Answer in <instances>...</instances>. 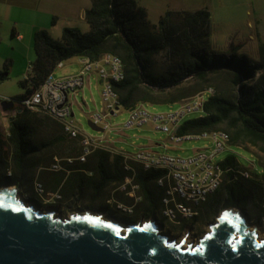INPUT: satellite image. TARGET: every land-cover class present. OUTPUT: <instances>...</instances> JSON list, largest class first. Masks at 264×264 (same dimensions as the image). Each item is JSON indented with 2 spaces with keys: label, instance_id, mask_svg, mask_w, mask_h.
Instances as JSON below:
<instances>
[{
  "label": "trees",
  "instance_id": "16d2710c",
  "mask_svg": "<svg viewBox=\"0 0 264 264\" xmlns=\"http://www.w3.org/2000/svg\"><path fill=\"white\" fill-rule=\"evenodd\" d=\"M90 1L91 8L84 14L89 32L67 27L63 29L61 40L53 39L46 30L35 33L33 75L20 82L25 93L15 97L16 100L32 93L61 62L72 58L96 61L105 54H114L120 58L125 69V80L115 84L125 110L142 103L170 106L213 89V95L205 103V116L185 120L178 134L223 132L229 135L231 146H238L256 158L259 157L252 152V148L264 155V44L259 48V61L240 55L242 47L233 43L229 54L215 51L211 44V14L207 9L184 12L181 22L176 24L169 22L173 15L170 11L161 18L159 31L152 32L147 13L136 0ZM163 51H167L174 64L168 68V77L155 79L148 75L149 68L153 59ZM210 75L220 76L219 82L209 80ZM189 79L193 83L187 90L183 86ZM23 114L11 122L9 129L13 159L19 157V162H24L32 151L31 129ZM47 119L62 130L58 122ZM108 158L109 154L101 153L98 173L102 176L107 175ZM221 164L224 167L235 166L237 159L229 156ZM164 175L165 171H139L136 179L146 190L149 182ZM113 178L120 179L118 174ZM251 204L255 209L264 211V183L254 178L240 177L236 180L233 173H228L220 189L201 211L212 215L223 206L245 212Z\"/></svg>",
  "mask_w": 264,
  "mask_h": 264
},
{
  "label": "rangeland",
  "instance_id": "374dc122",
  "mask_svg": "<svg viewBox=\"0 0 264 264\" xmlns=\"http://www.w3.org/2000/svg\"><path fill=\"white\" fill-rule=\"evenodd\" d=\"M85 1L90 4L89 0L0 1V96L15 98L25 93V90L20 87V82L26 78L28 67L33 65L35 61L33 38L35 33L40 31V28L47 29L46 31L55 40H61L63 29L67 27L78 28L83 33L89 32V25L84 19L80 18L78 11L79 8L84 6ZM136 2L146 11L152 32L159 31L158 25L161 18L167 16L170 11L173 12V15L169 18V22L176 24L181 22L184 11L207 9L211 14V44L215 51L229 54L232 43L235 45L243 44L244 49L240 55H247L252 61L260 60L259 48L264 44V0H136ZM52 11L55 14L50 13ZM13 29L24 34L23 41L12 37ZM78 62V58L68 60L65 62L63 69L56 70L55 77L64 78L76 74L79 70ZM171 64H174L173 60L168 58L167 51H163L153 59L148 75L153 76L155 79L168 77L167 71ZM259 75H261L260 72ZM2 77L6 79L1 80ZM219 77L210 75L209 80L217 83L219 82ZM221 82H224V80ZM184 83L183 87L189 90L193 80L189 79L188 82ZM101 90V83L93 75L90 83L86 81L85 89L78 93L76 101H74V118L81 130L87 135L96 138L105 137L116 149H121L129 154H137L141 149H149L159 154L189 157L197 150H203L208 155L213 151L214 145L210 141H193L175 146L169 141L168 136L164 132L155 129L151 131L144 130L151 127L152 124L125 130L120 134L117 132L105 134L93 131L88 126V121L91 113H95L102 108ZM20 108L19 105H15L12 110L17 111ZM148 109L154 114H163L176 109V106L170 108L164 105H148ZM22 117L25 118L31 129L30 146L32 151L45 150L54 152L58 153V155L62 154L60 155L61 158L78 154L80 150L78 142L68 139L54 122L46 117L25 111ZM199 117H203L201 113H193L186 120ZM128 118L129 111L122 108L120 114L110 118L109 122L113 127H121L127 122ZM4 121L8 123L7 118H4ZM59 137L62 138L60 139ZM205 148L208 149L205 150ZM251 150L259 158L254 157L238 146H231L214 160L219 163L227 157L233 156L239 162L240 172H250L256 181L264 183V155L256 148ZM112 165L116 166V164ZM8 171L6 167L2 169L0 173L1 179L3 181L5 179L8 182H17L19 192L25 202L41 207L44 211L51 210V207L62 206L64 208L62 211L63 216L77 212H90L102 215L105 218L111 216L121 218L126 226L138 222L136 220L139 216L147 219L155 216V210L147 199L141 200L133 206L134 214L128 211L124 212L122 209L118 210L117 206L119 204L125 206L133 205L124 198L122 192H119L118 189L122 183L114 186L112 193L105 191L101 194H95L92 189L97 179H92L89 185L86 184L88 178H85L86 186L81 191L69 192L65 189L62 196L60 194L57 195L61 196V199L52 197L48 203H44L38 186L37 190L33 188L34 179L32 178V173L22 175V173L14 169H9ZM7 174H10L9 180ZM135 182L138 183L137 179ZM109 199L111 201L108 202ZM226 209L221 206L217 213L206 217L201 216L198 219V221H201H199V226L197 225L198 235L196 241L202 239L210 231V225L214 224L217 217ZM120 213L125 216L121 217ZM245 213L251 219L257 216L253 204L249 205ZM195 221L194 219L190 223L187 222L185 224H195ZM158 222L159 227L166 224L174 232L179 230L176 225L164 221L160 213Z\"/></svg>",
  "mask_w": 264,
  "mask_h": 264
},
{
  "label": "built area",
  "instance_id": "2783aa9c",
  "mask_svg": "<svg viewBox=\"0 0 264 264\" xmlns=\"http://www.w3.org/2000/svg\"><path fill=\"white\" fill-rule=\"evenodd\" d=\"M79 70L76 74L64 78H56V70L65 67V62L59 63L55 70L48 75L46 80L32 93L26 95L21 100L0 96V113L3 117L14 119L22 113V108H29V113L37 116L50 118L58 122L63 134L71 140L79 143L80 152L75 157H68L64 161L68 165L76 162L86 164L88 158L95 152L106 149L109 142L105 137L96 138L83 132L74 118V101L80 91L86 87V81L90 83L93 75L101 83L102 108L90 114V122L102 129V132L122 133L125 130L141 128L149 124L154 125L155 130L164 132L169 141L180 146L193 141H210L214 149L210 155L203 150H197L192 156L180 157L156 153L149 149H141L137 154L120 152L118 156L123 159L126 165V172L135 173L132 163L139 165L144 172L165 171V185L159 186L164 190L162 198L164 211H172V218H166L170 222H178V214H186L189 209H198L201 212L205 205V198L212 197L220 189L224 177L228 173H233V179H251L250 172H240V165L237 160L235 166L224 167L221 163L215 162V158L231 147L230 143L224 141V135L216 133L199 134H178V129L188 116L193 113H201L205 116V103L213 95L211 91H203L183 100L176 109L163 114H154L149 111L147 104H138L128 110L129 118L121 127L111 126L109 120L120 114L123 108L119 94L115 89V84L124 81V75L120 69L117 55L105 54L96 61L78 59ZM33 75V66L28 67L29 79ZM12 104L19 105L17 111L12 110L9 114L4 107ZM3 129V128H1ZM3 130H0V132ZM9 137V131L6 133ZM166 148V147H165ZM208 148H205L207 150ZM61 160H56L51 167L53 171L62 170ZM130 187V189H129ZM42 194H43V188ZM139 189V185L134 183L130 176V181H126L119 190L132 196ZM61 199V196H54ZM122 210H130L133 207L121 206ZM164 215V213H163Z\"/></svg>",
  "mask_w": 264,
  "mask_h": 264
},
{
  "label": "water",
  "instance_id": "95a60500",
  "mask_svg": "<svg viewBox=\"0 0 264 264\" xmlns=\"http://www.w3.org/2000/svg\"><path fill=\"white\" fill-rule=\"evenodd\" d=\"M258 237L235 208L222 211L197 245L185 246L157 220L126 226L90 212L62 216L0 189V264H264Z\"/></svg>",
  "mask_w": 264,
  "mask_h": 264
},
{
  "label": "crops",
  "instance_id": "0c3cea01",
  "mask_svg": "<svg viewBox=\"0 0 264 264\" xmlns=\"http://www.w3.org/2000/svg\"><path fill=\"white\" fill-rule=\"evenodd\" d=\"M90 8H91V1H90V4H88L87 1H85L84 6H82L78 10L80 18L84 19L85 11ZM184 12L194 13L196 11H184ZM50 13L55 14L54 11ZM40 30H47V29L40 28ZM13 32L15 35L12 37H16L17 40H20V41L24 40V34H22L21 32H17L15 29H13ZM235 46L242 47L239 53H241L244 49L243 44L235 45ZM178 104L179 103L170 105L168 107L170 108L173 106L177 107ZM12 108H10L9 106H6L4 107V110L7 111L6 113L9 114L12 111ZM3 120H4L3 113H0V121H2L0 124V130H3L0 132V139L2 143V152L0 154V173L4 167H6L7 171L9 169H14L15 171L22 173V175H25L27 173H32L31 175H32V178L34 179L33 188L34 190H37V186H41L43 188L44 192L43 194H41V196H43L42 200L44 203H48L50 199H52V197L57 196L58 194L62 196L63 191H65V189H67L69 192H75L76 190L81 191L82 189H84L86 184H89V185L91 184L92 179H97V182L93 185V189H92L95 194H101V193H104L105 191H109L110 193H112L111 191H113L114 186H116L118 183H122L123 185L126 181H130V176L134 179V183H136L135 180H136L138 172L143 171V169L139 165L132 163L135 173L127 174L129 172H126V170L124 169L123 159L120 156H118L120 152H125V151L121 149L120 150L116 149L109 142L106 144V147H107L106 149L95 152L91 157L88 158V161L86 164H81V163L76 162L74 165H68L64 161L68 157L61 158L60 155L62 154L58 155V153L47 152L45 150H39V151L33 150L31 151L29 156L24 160V162H19L20 161L19 157H17L16 159H13V156H14L13 147L9 141V137H7L6 135V133L10 129V124L12 122V119L9 117L8 123L5 121L3 122ZM152 129H155V128L154 126L151 125V127H148L144 130L151 131ZM72 141H75V140H72ZM102 152L109 154V158L106 164V172H107L106 176H102L101 174L98 173V165H99V161L101 160ZM70 157H75V156H70ZM56 160L62 161L61 162L62 170L60 171H53L51 169V167L55 164ZM112 164H116V166L114 167ZM116 174L119 175L120 177L119 180H116L113 178L116 176ZM9 175L10 174H7L8 180L10 179ZM85 178H88L87 183L85 181ZM157 180L151 181L146 185L145 188H147L146 189L147 191L142 189L139 183H136L139 185V189L132 196H128L126 195V193L118 189L119 192L123 193L124 198H126L128 202H131L133 204L132 206H125L123 204H119L117 206L118 210L121 209V206L128 207V208L133 207L136 203H139L141 200L147 199L149 201V204H152L151 207L155 210V216L149 219L143 216H139V218L136 221L138 222L139 221L140 222L152 221V220L158 221L159 213L161 214V211L163 209L162 198L164 196V190L158 186ZM4 181H5V183L3 184L4 187L16 189L19 191L17 182H8L5 179ZM68 183H69V186L67 187ZM26 193H29V192H26ZM29 194H25V195H29ZM146 194H147V197H146ZM109 201H111V199H109L108 202ZM120 215L121 217L125 216L122 213H120ZM164 221H167V220L164 219ZM163 227L165 228L166 232L170 233L171 235L175 236L178 233V231L174 232L173 230L169 229V227L166 226V224H164ZM178 227L179 226H177V228Z\"/></svg>",
  "mask_w": 264,
  "mask_h": 264
},
{
  "label": "flooded vegetation",
  "instance_id": "af4514ba",
  "mask_svg": "<svg viewBox=\"0 0 264 264\" xmlns=\"http://www.w3.org/2000/svg\"><path fill=\"white\" fill-rule=\"evenodd\" d=\"M3 184H4V181L0 177V189L4 188ZM17 194L20 197H22L18 190H17ZM37 208L42 209L41 207H37ZM235 209H237V208H235ZM51 210L55 211L59 215H62L63 214L62 211L64 210V208L62 206H57V207H51ZM237 210H239V209H237ZM255 211H256L257 216L254 219H251L250 217H248L246 215V213H245L246 211L242 212L241 210H239V212H241L243 214V216L245 217L246 223H247V225L249 227V230L250 231H254L258 236L259 235L261 236V235L264 234V211L263 210H259L257 208L255 209ZM209 215H210L209 212H207V211L202 212L201 211L199 213V216L195 219L196 220L195 224L194 223L191 224V225L183 224V225L179 226L178 227V229H179L178 233L175 236L171 235L168 232H166L165 228L163 226H161V225H160V229L162 228L161 229L162 232L167 234V235H169L173 239L179 240L180 238L181 239L185 238L186 240L196 241L197 240V235H198V227H197V225L199 226V224H200L199 221H201V220L198 221V219L201 216L206 217V216H209ZM109 218H111V219L115 220L116 222H119V223H121L123 225L125 224V222L121 218H117L115 216H111ZM157 223H159V222L157 221ZM187 229H189V230H187Z\"/></svg>",
  "mask_w": 264,
  "mask_h": 264
},
{
  "label": "bare ground",
  "instance_id": "6f19581e",
  "mask_svg": "<svg viewBox=\"0 0 264 264\" xmlns=\"http://www.w3.org/2000/svg\"><path fill=\"white\" fill-rule=\"evenodd\" d=\"M79 59H87V58H79ZM117 59H118V63H120V69H121V71H122V73L124 75V80H125L124 64L122 63V61L120 60L119 57H117ZM206 91H211V89L206 90ZM213 93H214V91H213ZM24 111L29 113V108H22V112H24ZM216 134H222V135H224V141H227V142L230 143V137H229L228 134L223 133V132L216 133ZM124 169L126 170V165H124ZM157 184H158V186H164L165 185V178H159L157 180ZM38 190H39V193H42L41 186H38ZM210 198L211 197L205 198V204L209 201ZM162 205H163V201H162ZM125 211H128V212L132 213L133 212V209L124 210V212ZM163 213H164V215H163ZM199 213H200V210H198V209H189V211L186 214H178V222L179 223H177V222H170V223H172V224H174L176 226H181L183 223H187V222L190 223V221H193L194 219H196L199 216ZM161 214H162V216H163L164 219H166V218H172V211H164V205H163V209L161 211ZM187 230H189V229H187ZM209 233H210V231L207 232L205 235H207ZM258 239L259 240H263L264 239V235H261V236L259 235ZM181 240L182 239L180 238L178 241L180 242ZM198 243H199V241L186 240L185 241V246H188L190 244L197 245Z\"/></svg>",
  "mask_w": 264,
  "mask_h": 264
}]
</instances>
